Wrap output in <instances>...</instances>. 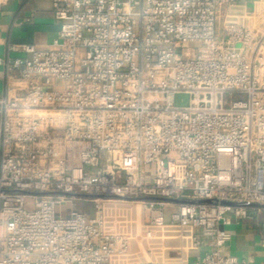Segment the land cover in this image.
<instances>
[{"label":"built area","instance_id":"1","mask_svg":"<svg viewBox=\"0 0 264 264\" xmlns=\"http://www.w3.org/2000/svg\"><path fill=\"white\" fill-rule=\"evenodd\" d=\"M240 1L53 0V42L8 45L0 264H250L226 248L264 211V0Z\"/></svg>","mask_w":264,"mask_h":264},{"label":"crops","instance_id":"2","mask_svg":"<svg viewBox=\"0 0 264 264\" xmlns=\"http://www.w3.org/2000/svg\"><path fill=\"white\" fill-rule=\"evenodd\" d=\"M53 0H11L0 11V56L13 43H33L46 46L58 36L59 22L55 18ZM232 240L227 251L250 264H264V211L253 218L228 228Z\"/></svg>","mask_w":264,"mask_h":264},{"label":"rangeland","instance_id":"3","mask_svg":"<svg viewBox=\"0 0 264 264\" xmlns=\"http://www.w3.org/2000/svg\"><path fill=\"white\" fill-rule=\"evenodd\" d=\"M253 1L254 0H241L239 5H235L231 8L232 12H241V11H251L253 9ZM3 83H4V77H3V68L0 67V96L3 95ZM190 101V96L188 94L182 93L176 96L175 102L178 106H184L188 104ZM83 207L87 213L88 216L93 215V204L91 203H85L83 204ZM71 209V204H64L57 207V212L61 211L64 216H68ZM205 247L201 249V251H205ZM200 251H191L190 253V259L191 262H194L196 260L197 255H199Z\"/></svg>","mask_w":264,"mask_h":264}]
</instances>
